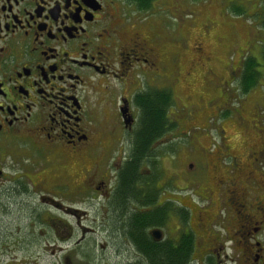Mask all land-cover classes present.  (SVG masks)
Instances as JSON below:
<instances>
[{"label": "flooded vegetation", "instance_id": "af4514ba", "mask_svg": "<svg viewBox=\"0 0 264 264\" xmlns=\"http://www.w3.org/2000/svg\"><path fill=\"white\" fill-rule=\"evenodd\" d=\"M156 4L0 0V252H13L9 261L47 248L55 264H151L146 243L116 233L128 210L150 217L149 239L185 250L187 264H264L263 143L250 165L236 157L225 166L228 148L199 144L185 159L173 131L147 155L134 151L136 99L177 85L175 43L150 27ZM158 44L174 49L171 70ZM193 156L207 173L222 169L195 198L176 192L171 171ZM132 163L137 175L122 190Z\"/></svg>", "mask_w": 264, "mask_h": 264}, {"label": "rangeland", "instance_id": "374dc122", "mask_svg": "<svg viewBox=\"0 0 264 264\" xmlns=\"http://www.w3.org/2000/svg\"><path fill=\"white\" fill-rule=\"evenodd\" d=\"M260 1L157 0L159 8L150 17V27L167 38V42L170 39L169 43H175L177 48L174 62L177 85L174 92L168 91L174 94L175 108H178L177 113L172 110L178 123L172 136L180 141L178 151L185 159H188L187 152L191 155L197 152L199 144L211 148L210 152L220 150L224 154L228 148L230 153L225 154L223 160L225 166H231L236 157L250 165L253 164L248 157L250 150L264 144V57L260 55L264 31L260 26H254V16L251 17L255 7H260ZM239 8L246 14L240 16L236 11ZM180 30L185 34L183 37L177 34ZM175 37L177 41L186 39V48H180ZM158 46L170 62L174 49L167 44ZM248 58L257 63L254 70L256 83L245 92L242 73ZM169 64L171 70L172 63ZM190 112L193 116H188ZM183 162L178 157L176 166L171 167L173 182L178 189H183H177L178 194L193 198L197 196V187L200 188L206 179L214 182L215 176L222 171L210 168L207 173L206 163L200 157L193 156L186 169L181 167ZM256 165L263 168L264 164ZM161 171L163 173V169ZM67 172L72 173L68 169ZM25 222L29 224L27 219ZM48 241L55 242L53 238ZM108 256L114 259L111 252ZM9 257H13V252H0V264H55L57 261L56 255L47 248L16 251V260L12 261Z\"/></svg>", "mask_w": 264, "mask_h": 264}, {"label": "trees", "instance_id": "16d2710c", "mask_svg": "<svg viewBox=\"0 0 264 264\" xmlns=\"http://www.w3.org/2000/svg\"><path fill=\"white\" fill-rule=\"evenodd\" d=\"M148 1V0H145ZM260 0H258L259 2ZM260 7H255L254 14L251 13V17L254 16V26L258 25L264 31V0L260 1ZM263 3V7H262ZM240 16L245 15L246 11L242 8L236 9ZM176 32V31H175ZM259 36V34H258ZM260 37L257 38L259 41ZM260 55L264 57V43L261 46ZM257 66L255 60L246 61V67L242 73V87L245 92H248L256 83L254 70ZM136 103L140 109V124L136 140L134 142V151L140 155H147L152 150L153 144L157 141H161L166 137L174 128L178 127L176 119L172 116V110L178 112V108H175L174 94L167 90L151 91L147 90L136 99ZM137 175L136 163H132L124 172V190L126 182L131 181L132 178ZM120 194L121 190H120ZM123 195V194H122ZM121 200L124 201V197L120 195ZM129 218L126 220H117L115 229L117 235H121L122 232L128 231L131 239L141 245L147 244V257L151 264H187L188 253L185 250L172 252L167 249L163 244L153 243L146 234V227L151 223V218L145 216L143 219L138 220V215L134 212H128ZM134 216V217H133ZM141 222V224H140ZM187 245V244H186Z\"/></svg>", "mask_w": 264, "mask_h": 264}]
</instances>
